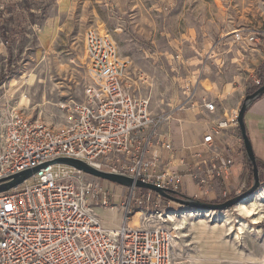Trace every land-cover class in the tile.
Returning <instances> with one entry per match:
<instances>
[{"label": "rangeland", "instance_id": "obj_1", "mask_svg": "<svg viewBox=\"0 0 264 264\" xmlns=\"http://www.w3.org/2000/svg\"><path fill=\"white\" fill-rule=\"evenodd\" d=\"M90 28L112 37L126 61L124 87L134 97L148 99L153 115L176 116L181 108L197 104L208 83L220 90L242 87L246 95L264 73V36L256 44L236 42L233 36L236 30L264 31V0H0V149L2 124L13 109L53 129L67 125L65 105L84 101L86 87L93 84L85 49ZM63 170L77 176L67 165L54 166L60 174ZM249 171L239 192L196 199L220 203L240 194L250 183ZM259 174L261 186L241 202L264 187V168ZM82 177L115 191L112 207L93 206V211L104 228L119 229L125 186L86 173ZM186 186L192 197L189 180ZM163 205L178 264H264V217L252 220L235 205L222 210L172 200ZM259 209L264 212V198ZM132 215L127 228L141 225L143 217L156 223L146 213L135 210ZM200 220L221 229L218 239L197 233L192 224ZM216 241L221 242L217 249L212 246Z\"/></svg>", "mask_w": 264, "mask_h": 264}, {"label": "built area", "instance_id": "obj_2", "mask_svg": "<svg viewBox=\"0 0 264 264\" xmlns=\"http://www.w3.org/2000/svg\"><path fill=\"white\" fill-rule=\"evenodd\" d=\"M259 35L264 36V31L233 33L236 42L247 44H256ZM85 49L93 84L86 87L84 101L70 100L65 105L70 113L66 126L53 129L16 109L2 124L0 179L68 157L176 191L181 177L188 175L205 191L222 185V194L227 195L224 183L233 165L231 155L187 165L181 172L156 169L157 157L150 160L145 153L152 140L155 145L160 143L159 127L170 116L153 115L148 99L134 97L124 87L126 61L110 35L86 30ZM202 104L209 111L216 107L213 101ZM237 111L230 120L212 121L203 142L209 144L214 135L236 126ZM162 144L172 147L170 142ZM55 165L61 164L47 165L23 183L0 192V264H178L174 235L163 218V203L169 199L149 189L125 187L120 205L125 211L124 224L107 229L93 206L112 207L115 191H104L100 182L85 180L83 172L70 166L76 177L70 170L60 174L54 171ZM135 210L156 223L151 225L143 217L141 225L127 228L125 222Z\"/></svg>", "mask_w": 264, "mask_h": 264}, {"label": "crops", "instance_id": "obj_3", "mask_svg": "<svg viewBox=\"0 0 264 264\" xmlns=\"http://www.w3.org/2000/svg\"><path fill=\"white\" fill-rule=\"evenodd\" d=\"M208 87L209 89H203L197 96V104L181 108L176 116H170V119L159 127L160 143L155 145L152 140L145 156L150 160L154 156L157 157L155 160L157 170L171 169L181 172L187 165L202 161L210 162L231 155L233 165L224 187L228 194L231 191L239 192L246 186L250 171L238 125L214 135L213 142L209 144L204 143L202 138L208 132L212 121L231 119L232 114L241 106L245 91L242 87L234 86L220 90L211 83H208ZM205 100L215 102V109L212 111L205 109L202 104ZM244 123L254 155L264 162V94L247 109ZM166 142H170L172 147L166 148L162 144ZM187 180L195 189L192 197L216 198L222 193V188L217 184L205 191L198 187L190 176L183 175L177 188L183 194H186ZM121 203L122 201L120 205ZM134 223L136 224L137 220L134 219ZM136 225L138 226V223Z\"/></svg>", "mask_w": 264, "mask_h": 264}, {"label": "water", "instance_id": "obj_4", "mask_svg": "<svg viewBox=\"0 0 264 264\" xmlns=\"http://www.w3.org/2000/svg\"><path fill=\"white\" fill-rule=\"evenodd\" d=\"M264 94V83L254 89L252 92L246 94L242 100L241 106L237 111V125L240 131L241 139L243 142L244 154L246 160L250 164L251 169V179L247 188H245L240 194L233 196L223 202L220 203H208L203 202L199 199L190 197L186 194H183L179 191L173 189H167L162 187H157L154 184L146 183L140 180H134L131 177L125 176L123 174L118 173H110L102 170L95 169L88 165L86 162L68 157H59L55 158L51 161L45 162L41 165L35 166L32 169L22 170L20 172L14 173L10 176L0 179V192L7 191L21 183H23L26 179L30 178L34 173H36L39 169L46 167L50 164H63L70 167H73L83 173L88 175L100 178L102 180H107L125 187L136 186L138 188H144L152 190L163 198L170 199L175 201L181 205L195 208V209H209V210H222L228 209L241 202L251 194H253L260 186V174L259 168L257 165V158L254 155L248 134L247 129L244 123V114L250 105L259 97Z\"/></svg>", "mask_w": 264, "mask_h": 264}, {"label": "bare ground", "instance_id": "obj_5", "mask_svg": "<svg viewBox=\"0 0 264 264\" xmlns=\"http://www.w3.org/2000/svg\"><path fill=\"white\" fill-rule=\"evenodd\" d=\"M262 198H264V187L261 188V190L259 192L252 195V197L248 201L237 203L235 205V208H237L240 212H242L246 216H250L252 218V220L258 219L260 217L263 218L264 212L259 211L260 210L259 209V202H260V200H262ZM261 207H263V206H261ZM184 217H186V216H184ZM183 218H181V219H183ZM180 222H182V221L181 220L178 221V224ZM192 227H194L195 230H197V233L200 235H207L208 234V235H212V237H215L216 239H218V237L221 235V229L219 231L215 227H208L206 222L203 220L198 221L196 224H192ZM220 243L221 242H218V241L212 242V244H213L212 246H214V248L217 249L219 247Z\"/></svg>", "mask_w": 264, "mask_h": 264}, {"label": "trees", "instance_id": "obj_6", "mask_svg": "<svg viewBox=\"0 0 264 264\" xmlns=\"http://www.w3.org/2000/svg\"><path fill=\"white\" fill-rule=\"evenodd\" d=\"M261 77H262V78H261L259 84H257V85H256L255 87H253L252 89L248 90V91L246 92V94L252 92V91H253L254 89H256L258 86H260L261 84L264 83V73L262 74ZM3 80H4V76L1 75V76H0V82L3 81ZM246 162H247V165H248L249 170H251V169H250V164L248 163V161H246ZM257 165H258V168H259V169L264 168V162L261 161V160H258V159H257Z\"/></svg>", "mask_w": 264, "mask_h": 264}]
</instances>
